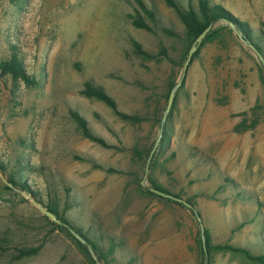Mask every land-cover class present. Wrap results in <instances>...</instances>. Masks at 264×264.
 <instances>
[{"label": "rangeland", "instance_id": "374dc122", "mask_svg": "<svg viewBox=\"0 0 264 264\" xmlns=\"http://www.w3.org/2000/svg\"><path fill=\"white\" fill-rule=\"evenodd\" d=\"M176 1L187 8L198 3ZM209 1L247 22L264 45V0ZM144 2L176 37L133 25L134 0H0V65L16 56L29 78L0 69V162L13 165L19 157L28 166L21 171L24 189H6L13 169L0 170V238H6L0 264H201L202 227L188 209L149 195L150 176L192 199L212 244L244 247L259 234L233 230L258 203L264 207L262 58L235 23L220 20L211 30H231L201 45L210 30L184 70L193 46L184 26L163 0ZM134 42L147 56L135 52ZM179 81L162 132L166 142L145 177L147 164L136 162L132 150L156 143L169 85ZM88 84L144 122L120 120L84 93ZM73 113L117 149L87 139ZM31 198L55 203L104 250L112 246L107 260L95 255L93 262ZM39 246L37 254L14 260L18 249ZM212 261L257 264L233 253Z\"/></svg>", "mask_w": 264, "mask_h": 264}, {"label": "trees", "instance_id": "16d2710c", "mask_svg": "<svg viewBox=\"0 0 264 264\" xmlns=\"http://www.w3.org/2000/svg\"><path fill=\"white\" fill-rule=\"evenodd\" d=\"M137 8L136 16H131L132 23L138 28L146 29L150 32H154L155 29H158L168 35L176 37L177 34L171 29H168L162 24L161 19L158 17L157 11H155L153 8H149L144 0H134ZM165 4L173 9L178 16L180 22L184 26V31L186 34L187 39L189 40V44L193 45L197 38L209 27L214 25L220 20H226L231 21L235 23L239 29V31L244 34V40L248 43L250 47H253L262 58V64L263 66L260 67V73L262 78L264 79V45L261 43V40L257 38L256 34L253 33V31L250 29L249 24L247 22H241V20L235 18L234 15L229 12V10H225L220 5H214L211 4L209 0H198L197 5L193 4L192 1L189 3V7L182 6L179 2L176 0H163ZM230 29L229 27L220 26L218 28H215L211 30L208 35L206 36L205 40L201 45H203L206 41L210 40L211 38L215 37L219 33H221L224 30ZM231 30V29H230ZM233 31V30H232ZM134 48L135 52L138 55L147 56V53L143 51L140 44L137 42H134ZM191 48H189L190 50ZM188 50V51H189ZM199 50L195 53L194 56H197ZM0 69H3L4 72L8 70H11V72L14 74L16 78H19L25 82H29V78L27 77V74L22 69L21 64L18 60V57L14 56L13 59L5 64L0 65ZM175 84L171 83L169 85V92L167 95V99H169L170 93L172 89L174 88ZM88 97L97 99L101 102H104L108 107L112 109L114 114L122 121L130 123L131 125H137L139 123L144 122L143 118L139 115H131L124 113L119 110L118 104L116 101L111 98L108 94L104 92L102 88H97L95 86H92L88 84L86 86V90L84 92ZM73 117L78 123L80 129L82 130L83 135L89 139L90 141L104 147L107 149H117L115 146L109 144L104 138L101 136L95 134L93 130L89 127L87 120L77 113H73ZM257 121H254L251 126L248 127V129H252L257 125ZM164 127V132H165ZM165 135L161 138L160 146H162L165 141ZM134 148L132 150L133 157L136 162H142L147 164L149 157L151 155V152L154 148ZM156 158L157 155H153L149 170L156 164ZM13 170L10 172L8 176V182L5 185V188L8 190H13L16 187H19L20 189H24V177L21 175V171H25L28 169L27 165L22 164V159L17 158L16 162L12 165V163H3L0 162V170L4 173L6 171ZM18 169V170H16ZM109 171V170H108ZM111 172L116 170L111 169ZM146 172V171H145ZM21 175V176H20ZM149 181L151 183V188H153L155 191H159L168 195H172L173 197L180 198L181 197L177 194H174L170 192L167 188H165L162 184L159 183L157 179H154L153 176L149 177ZM141 186V185H140ZM146 192L158 199L166 200L170 203L176 204L178 206H181L183 208L188 209L191 214H193L199 223V226L202 228L204 227L202 223V215L200 212H198L194 207L195 205L192 202V199H186V203L189 205H193L192 208L188 207L187 205L180 203L176 200H172L170 198H167L165 196L158 195L156 192H153L149 189L146 190ZM41 204L42 201H40ZM44 205V204H43ZM46 208L55 215L57 221H53V224L57 227L62 229L63 231H66L67 234L72 236L80 246L85 248L87 250V253L91 260L96 263L95 255H97L99 261L106 259L107 260V253H111L113 250V247L110 246L107 250H104L102 246L99 245L98 241L95 240L93 236L90 234L83 232L80 228L73 225L64 215L63 212H60L58 206L55 203H50L48 205H45ZM263 206L261 203H258V209L255 212L254 215L248 216L245 218L243 223L239 224L238 227H236L233 230V233L241 231L245 227H249L251 230L255 231L258 230L259 234L257 236H254V241L252 242V245H247L244 247L235 246L231 243H223V244H212L210 233L208 229L205 227L203 228L205 230V237H206V250L203 246V240H202V233L201 230L198 231V246L199 251L201 255V264H213V257L215 255L221 254V253H233V254H241L244 257H246L251 262L257 263V264H264V214H263ZM79 236V238L77 237ZM6 238H0V242L5 241ZM1 244V243H0ZM4 248L2 245H0V251H3ZM41 250V247L36 248H30V249H18V254L15 255L14 260H19L23 257H28L37 254Z\"/></svg>", "mask_w": 264, "mask_h": 264}, {"label": "water", "instance_id": "95a60500", "mask_svg": "<svg viewBox=\"0 0 264 264\" xmlns=\"http://www.w3.org/2000/svg\"><path fill=\"white\" fill-rule=\"evenodd\" d=\"M212 26H209L196 40V42L193 44L192 48L190 49V52H189V55H188V58L184 64V70H186L187 66L189 65L194 53L197 51V48L198 46L202 43L203 39L205 38V36L207 35V33L211 30ZM2 73V70H0V75ZM181 86V81H179L175 86L174 88L172 89L171 93H170V96H169V100H168V104H167V108L164 112V116H163V119L161 121V131H160V136L159 138L157 139L156 143H155V146L151 152V155L149 157V160H148V163H147V167H146V172H145V177L147 176L148 174V171H149V165L151 163V160H152V157L158 147V144L160 143L161 141V138H162V132L164 130V126H165V122H166V119H167V116L172 108V105H173V102H174V99H175V96H176V93L178 91V89L180 88ZM143 186H145V181H143L141 183ZM151 191L153 192H156L158 195H161V196H165L167 198H170L172 200H176L180 203H183L185 205H187L188 207L192 208V205H189L186 203L185 200L183 199H180V198H176V197H173L172 195H168V194H165V193H162V192H159V191H155L153 188H150ZM32 199V202L34 205L37 206V208L40 210V212H42L45 216H47L51 221H57L56 217L54 214H52L47 208L45 205L41 204L40 202H38L36 199L34 198H31ZM201 233H202V240H203V246H204V249L206 250V237H205V230L202 228L201 230ZM79 238V236H77Z\"/></svg>", "mask_w": 264, "mask_h": 264}]
</instances>
